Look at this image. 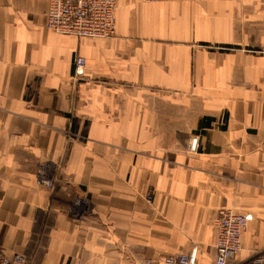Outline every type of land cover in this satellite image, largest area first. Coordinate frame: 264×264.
Instances as JSON below:
<instances>
[{
    "label": "crops",
    "instance_id": "1",
    "mask_svg": "<svg viewBox=\"0 0 264 264\" xmlns=\"http://www.w3.org/2000/svg\"><path fill=\"white\" fill-rule=\"evenodd\" d=\"M48 7L0 0V249L215 264L222 209L248 217L240 258L264 249V0H118L104 39Z\"/></svg>",
    "mask_w": 264,
    "mask_h": 264
},
{
    "label": "built area",
    "instance_id": "2",
    "mask_svg": "<svg viewBox=\"0 0 264 264\" xmlns=\"http://www.w3.org/2000/svg\"><path fill=\"white\" fill-rule=\"evenodd\" d=\"M118 0H49L46 14L47 28L64 36L81 38H110L116 33L115 14ZM87 60L78 55L74 61V75L79 78L85 73ZM199 136L189 139L187 149L196 153ZM148 200L153 196L149 194ZM217 238L215 243V264H234L242 251V235L249 227L246 215L232 209H222L217 217ZM21 255H8L0 249V264H22ZM145 264H192L185 252L167 255L160 261L147 260ZM244 264H264V249Z\"/></svg>",
    "mask_w": 264,
    "mask_h": 264
},
{
    "label": "rangeland",
    "instance_id": "3",
    "mask_svg": "<svg viewBox=\"0 0 264 264\" xmlns=\"http://www.w3.org/2000/svg\"><path fill=\"white\" fill-rule=\"evenodd\" d=\"M47 186L48 187H52V183L51 182H48ZM245 262H246V260L240 258V256H239L238 262L237 263H234V264H244Z\"/></svg>",
    "mask_w": 264,
    "mask_h": 264
}]
</instances>
